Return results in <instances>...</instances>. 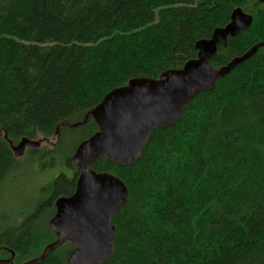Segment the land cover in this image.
I'll return each instance as SVG.
<instances>
[{
	"label": "trees",
	"instance_id": "trees-1",
	"mask_svg": "<svg viewBox=\"0 0 264 264\" xmlns=\"http://www.w3.org/2000/svg\"><path fill=\"white\" fill-rule=\"evenodd\" d=\"M236 7L252 23L218 44L209 59L216 69L264 41V3L0 0V258H35L56 239L47 218L58 197L76 191L73 155L98 130L87 113L129 79L159 78L196 58V41ZM61 122L39 166L55 175L26 205L4 207V188L27 172L4 133L13 143L51 134L46 142ZM89 167L119 178L128 193L111 218L112 254L99 264H264L263 47L191 97L173 125L155 127L134 163L98 156ZM68 245L35 264H67Z\"/></svg>",
	"mask_w": 264,
	"mask_h": 264
},
{
	"label": "water",
	"instance_id": "water-1",
	"mask_svg": "<svg viewBox=\"0 0 264 264\" xmlns=\"http://www.w3.org/2000/svg\"><path fill=\"white\" fill-rule=\"evenodd\" d=\"M251 23V14L236 7L225 26L215 28L209 38L196 41V58L187 60L181 68L165 71L159 78L133 77L126 85L115 87L103 96L87 113L98 130L82 141L73 155L79 167L76 191L55 201L56 212L49 226L56 239L43 253L24 264L41 262L66 240L75 246L67 264H99L110 258L115 238L111 218L124 205L128 193L119 178L95 173L90 164L98 156L120 165L134 163L155 127L173 125L191 97L211 90L220 77L249 59L260 47L264 50L261 41L220 68L209 62L218 44H225L228 37L246 30ZM4 138L16 157L22 156L26 147L41 143V139L22 138L14 145L6 133ZM0 263L12 264L9 259H0Z\"/></svg>",
	"mask_w": 264,
	"mask_h": 264
},
{
	"label": "rangeland",
	"instance_id": "rangeland-1",
	"mask_svg": "<svg viewBox=\"0 0 264 264\" xmlns=\"http://www.w3.org/2000/svg\"><path fill=\"white\" fill-rule=\"evenodd\" d=\"M62 124H64V122H61L55 129L54 133L52 134L51 139H46V142H43V136L49 137L51 136V134L46 135L44 133H37L34 138L30 139L33 141H37L41 139L42 144L40 143L39 146H37L35 148V146H30L29 148H26L25 154L20 156L21 162L23 164V166H25L24 170H26L25 174H21V176L19 177L18 180H16L11 186L4 188L5 190V195L3 197V199L1 200L4 204V207L6 208H16V207H20V206H24L26 205L28 202H30L33 198H34V192L36 189L37 190V184L41 183V182H45L47 180H49L52 176L55 175L57 168L55 169H49L45 172L42 173V171L39 170V166L41 164V162L43 160H45V158L49 157L48 155H51L52 153V145L50 142L53 140V138H56L57 135V130L60 126H62ZM20 140H17L15 143H13L14 145H16ZM31 148V150L29 151V149ZM69 150V147L66 148V151ZM47 151V154H42L43 152ZM47 155V156H46ZM40 156V157H39ZM38 157L37 161H34V158ZM39 161V163H38ZM27 163L29 164V167L27 166ZM30 168V169H29ZM34 172H30V171ZM30 176V183H27V177ZM21 182L20 186H18V183ZM47 216V214H46ZM50 217L47 218V220ZM49 223V222H48ZM66 245L70 246L68 244H73L70 240H66L63 244L61 245ZM74 250V248L71 249V252L68 254L70 256V254L72 253V251ZM68 256V257H69ZM0 259H9L11 260L12 264H16L15 263V255L13 253H8L7 256H5L4 258H0ZM31 259V258H30ZM29 259H25L22 261H19L17 264H24L25 262H27Z\"/></svg>",
	"mask_w": 264,
	"mask_h": 264
},
{
	"label": "flooded vegetation",
	"instance_id": "flooded-vegetation-1",
	"mask_svg": "<svg viewBox=\"0 0 264 264\" xmlns=\"http://www.w3.org/2000/svg\"><path fill=\"white\" fill-rule=\"evenodd\" d=\"M46 139H47V138H46ZM46 139H45V140H46ZM72 194H73V193H72ZM68 196H70V195H68Z\"/></svg>",
	"mask_w": 264,
	"mask_h": 264
}]
</instances>
